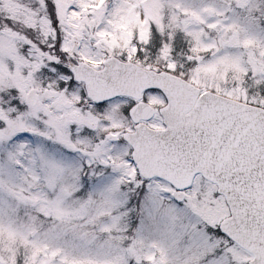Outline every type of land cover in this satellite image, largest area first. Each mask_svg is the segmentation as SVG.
Listing matches in <instances>:
<instances>
[{
    "label": "snow or ice",
    "instance_id": "1",
    "mask_svg": "<svg viewBox=\"0 0 264 264\" xmlns=\"http://www.w3.org/2000/svg\"><path fill=\"white\" fill-rule=\"evenodd\" d=\"M0 264H264V0H0Z\"/></svg>",
    "mask_w": 264,
    "mask_h": 264
}]
</instances>
